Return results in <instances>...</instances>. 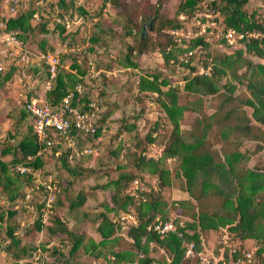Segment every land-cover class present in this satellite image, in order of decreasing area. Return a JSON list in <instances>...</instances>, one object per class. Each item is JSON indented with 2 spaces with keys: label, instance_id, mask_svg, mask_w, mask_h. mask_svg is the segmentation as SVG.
Masks as SVG:
<instances>
[{
  "label": "trees",
  "instance_id": "16d2710c",
  "mask_svg": "<svg viewBox=\"0 0 264 264\" xmlns=\"http://www.w3.org/2000/svg\"><path fill=\"white\" fill-rule=\"evenodd\" d=\"M201 2L202 0H183L179 3L174 17L179 13L194 15L195 9L200 6ZM247 2L248 0H210L209 5L214 10L215 20H219V24H221L219 19V17H221V21L225 28L232 27L238 30H260L264 33V10L260 14L256 11H248L246 9ZM72 3H74L72 0H58L57 4L64 10H67L65 7H70ZM111 4L116 6L117 0H111ZM49 6H51L50 3ZM159 7L160 3L156 1L144 6L146 10L142 12V6L136 5L134 10L131 11L130 16H128V23H124L123 33L125 31L126 35L131 36L138 31V45H136V48L139 53L148 50H158L160 56L163 57V65H168V61L173 59L174 63H179L182 67L193 69L188 63L182 64L178 62L177 55L183 51V48L177 45L174 38L168 32L171 28L181 26L179 21L174 17H163V15L160 14ZM81 10L82 9H80V11ZM32 11L33 10L30 8L6 20V27L18 30L19 37L20 39L23 38L21 39L23 42H25L24 38L34 29V26L30 23ZM138 12L141 15L144 13L143 18L148 19L152 27L151 29L159 33L161 40L153 42L146 34L143 38L140 36L141 24H138V21L141 17L139 16V19H134ZM40 20H44L42 24L45 27V22H47L46 19L40 15L38 23ZM59 29L62 33L63 29ZM100 32L105 34L107 30L105 32L104 30ZM104 36L106 37V35ZM132 37L133 36H131V38ZM98 40V34H92L91 41L96 42ZM207 42L208 41L202 36H197L190 39L188 42H183L185 50L192 49L195 51L192 58L198 56V52L204 53L208 57H197V59L201 61L203 66H206L210 58L211 64V71L208 75L196 74L189 76V74H184L183 89L189 93H196L199 96L213 94L217 92V86L213 81L214 74H221L227 76L224 83L221 84V87L224 93L227 94L226 99L229 100L231 99V91L235 88L231 79L235 78L238 81V79L244 77L247 81L246 89L248 92L247 98L241 103L242 106L240 107L244 112L233 115L235 123L226 126L231 128L234 133L239 132L247 138L257 140L259 139L258 136L263 138L264 61L256 63L249 59H245L241 57L242 51L238 49H235L230 54L222 53L220 56H209L210 53L206 51L208 48ZM46 44L44 40H41L37 47L39 50L45 51L47 50ZM241 44L245 47L246 52L253 53L261 59L264 58V38L261 40L242 41ZM48 50L50 51L51 47H49ZM133 53L134 51L131 49V51L124 55L126 61L122 65L123 67L132 68V70L136 69L135 63L130 60L131 54ZM237 62L240 64H236ZM254 63H256L254 65L256 66L255 71L251 69ZM93 64L95 65L94 62ZM242 64L245 65V71L243 74H237V71L235 69L233 70L232 66L236 65L235 67L238 68L241 67ZM71 66L77 68L75 64H71ZM94 67L96 68V65ZM12 71L13 69L11 67L10 70L4 72L0 76V82L4 83V81L10 80L12 78ZM79 73L80 74H74L68 71L64 72L58 68L52 88L43 94L45 101L50 102L52 105H56L67 88L72 87L77 82L83 85L84 70H79ZM135 73L137 75L136 90L138 92L149 95L152 93L158 94L156 96V101L160 102L161 108L172 126L171 139L163 145L161 154H159L156 159L145 158L141 156L140 153L146 149L150 142H154V139L151 138V134H147L145 140H143V146H140L139 143L137 144L136 147L138 151L132 154L131 162L127 163V161H125L119 166V172L114 177L106 180L101 186L102 188H110V203L108 205L103 204V210L97 214L96 219H98L99 222L95 230L100 236L99 241L94 242L92 239H88L87 244H83L82 246L84 252L92 256L93 259L97 260L101 258L108 264H116L121 260L127 261L129 256L138 259V264H152V259L148 256V247L151 242V244H153V249L157 247L163 249L168 257L166 264H195V259L184 257L183 241H194L195 248L200 249L202 248L200 239L201 234L223 227L227 232V237L237 241V243L233 244L235 246L234 252H229V249H224L222 252L215 255L216 264H219L221 259L228 260L242 256L243 252L247 249L243 247V241L246 239L252 240L253 244L257 245V249L252 256L250 264H264V159L256 160L251 167H237V161L242 154L236 151L235 147L222 152L221 159H216L208 150H200L201 146L204 144L205 131L209 125L205 126L204 130L199 134L193 131L186 134L180 133L179 121L182 118L181 113L185 108L177 103L175 89L171 87L169 80L165 77L159 79L160 76L157 73L141 74L138 71ZM165 85H167V87L162 89L161 86ZM159 97H165V99ZM90 99L95 98H90L84 94L80 99L74 98L72 104L84 110L87 109L85 103ZM238 108V105L230 107L229 111L224 113L220 118H217V121L220 119L226 120V118L230 117L231 112L236 111ZM246 109H249V111L247 112ZM100 113L101 108L95 120V135L99 133ZM26 117L30 120L29 115L21 110V118ZM155 123L156 124L153 126L154 130L158 127V122ZM29 125L30 132L17 143L20 157L16 158L14 152L12 153L13 157L10 160V164L0 161V185L3 190L8 191V189H11L10 185L20 180L21 177L26 178L28 183L30 182L31 178L29 175L21 176L11 171V167H13L15 163L24 162L26 156H33L40 146L32 134L31 122ZM259 130H261V135L256 133ZM72 134H74L78 141L82 138L81 134L76 130H73ZM54 150H56V147L52 146L51 152ZM11 152L9 147H5L2 150L3 154ZM66 153L67 151L59 158L61 165L67 173L74 175L75 173L83 171H92L90 168L82 171L81 168H75L76 166L74 165L70 166L69 161L65 159ZM48 155L50 156L51 154H47V156ZM83 156L86 155H82L81 158ZM50 157L52 158V156ZM122 157L123 155L121 158ZM167 157L172 158L171 161L176 160L177 166L180 168L179 171L174 166L173 169L170 170L168 165L171 161L170 163H166L165 160ZM44 158L45 157L42 156L34 157L25 164L33 168L44 167ZM126 167H131V170ZM178 172H180V176L183 177L184 190L195 202L191 203H194L193 205L197 208L195 211H191V220L185 218L184 228H180V231H184L185 228L192 230L191 234L184 233L180 237L175 232H170L164 236H158L154 233L147 232L145 226L151 222L155 216H159L162 220H166L169 217L167 212L168 203L165 202L160 191L163 187L170 185V177L178 176ZM146 175L150 177L156 176L158 179L157 189L145 192L147 197L146 201L136 202L129 196L127 189L130 182L135 178L146 182ZM64 188L66 189V184ZM61 191L59 189V192L55 194V204L58 206L74 208L80 207L84 202L85 192L79 191L75 195L74 200L64 204V196L61 194ZM59 195H61V199L58 197ZM207 196L218 199L213 209L205 207V205L208 204V200H205ZM8 198L13 200L14 195L8 193ZM203 201H207V203H203ZM193 205L191 204L192 207H194ZM120 211H134L138 220L136 226L130 227L126 232H119L117 226L112 222L111 216L117 215ZM13 213V211L9 210L6 212V216L11 217ZM108 213H111V215L108 216ZM53 214L54 215L51 214L49 217L51 225L46 227L47 231L50 233L49 237H55L56 240L59 241V245L52 246L49 250L50 254L57 253L62 257V264H68V260H71V264H73L75 262L73 259L74 253L82 245L81 240L83 238V233L74 232L69 229L65 222L57 217L58 214L55 212ZM2 218L3 214L0 211V221ZM35 224L37 230L41 229L42 226L39 220H36ZM121 233H124L129 239L130 247L114 251V245L116 241H118L117 236ZM7 236L9 238V243L20 251L13 253L14 257L17 259L26 256L27 252L25 247L23 244L20 245V240L18 236L14 234V230H12L11 227L7 228ZM66 241L69 242V249L68 252L65 253L67 255L65 258L63 244ZM139 251L142 252V258H137V253ZM57 259L58 258L54 257L51 264L57 263ZM12 264L16 263L14 262Z\"/></svg>",
  "mask_w": 264,
  "mask_h": 264
},
{
  "label": "rangeland",
  "instance_id": "374dc122",
  "mask_svg": "<svg viewBox=\"0 0 264 264\" xmlns=\"http://www.w3.org/2000/svg\"><path fill=\"white\" fill-rule=\"evenodd\" d=\"M27 1L28 6L32 7L33 4L29 3L31 0ZM156 1L160 3V14L163 17L173 18L179 3L183 0H117L116 6L111 4V0H79L78 3L75 2V5L72 3L70 7H65L82 18V23L76 25L74 31L68 34L65 45L66 35H63L58 27L48 28V25L46 26L47 22H45L44 27L42 24L44 20H40L38 23V21L31 19L30 23L34 26V29L24 38V41L31 45L33 51L38 49L37 46L41 40H44L46 43L48 42L46 44L47 50L51 47L50 51H55L59 54V70L80 74L79 70H85L86 68L87 59H91L95 63L96 68L100 70L99 75L95 79L85 77L83 79L84 94L90 98H95L101 108L98 126L99 133L97 135L99 139L96 144H92L96 151L82 158H75L71 163L69 162L70 166L74 165L76 166L75 168H81L82 171L88 168L92 169V171H83L73 173L74 175H72L66 172L61 165V161L56 162L49 155L44 158L45 166L43 167L42 176L52 175V179L56 182L60 191L62 188L61 194L64 196V204L74 200L75 195L79 191L85 192V199L80 207L65 208L58 206L54 201V212L58 214L57 217L65 222L69 229L74 232L83 233L82 245L74 253L73 259L75 262L73 264H95L92 256L84 253L82 246L83 244H87L88 239L99 241L98 233L95 230L98 220L96 219L97 214L103 210V204L108 205L110 203V188H102L101 186L106 180L114 177L119 172V166L125 161L127 163L131 162L132 154L138 151L137 144L139 143L140 146H143V140H145L147 134L150 133L151 138L154 139L153 146L147 145L146 147L147 152L151 153L161 154L163 145L171 139L172 126L167 120L160 102L156 101L158 94L152 93L149 95L138 92L136 90L137 75L135 72L138 71L141 74L157 73L160 76L159 79L165 77L169 80V84L175 89L177 103L185 108L181 113L182 118L179 121L180 133L186 134L193 131L199 134L204 130L205 126L209 125L205 131L204 144L200 150H208L216 159H221L218 153H222L232 147H237L238 143L236 140L239 139L241 141L245 140V142H242V145L238 146L240 149L245 147L249 149V152H252L255 148L257 151L260 148L262 149V151L253 154L250 163L264 159V135H262L263 138L258 136V140L243 138L239 132H235L234 134L233 130L226 126L235 123L233 115L244 112L240 108L242 106L241 103L244 102L248 95L246 89L247 81L244 77H241V80L238 79V81L235 78L231 79L235 88L231 91V99L229 100L226 99L227 94L224 93L221 87L227 76L221 74H214L213 81L217 86V92L203 96L189 93L183 89V78L184 74L188 75L187 72L192 68L188 69L174 62L163 65V57L160 56L158 50H148L139 53L136 48V45H138V31L134 35H131L133 36L132 38L126 35L125 31L123 33V26L128 23V16H130L131 11L134 10L136 5L142 6V12H144L146 10L144 6ZM246 5L248 11H256L260 14L262 10L259 11L257 8L264 6V0H248ZM79 7L82 9L81 11ZM139 12L134 19L141 17L138 24H141V26L143 24L148 25V19L143 18L144 13L141 15ZM48 14L50 15V13ZM178 15L174 17L176 20H180ZM193 18V15L186 14L185 19H182L181 22L186 26H191ZM219 19L221 25H224L221 17ZM99 30L102 32L103 30L104 32L107 30V33L103 34ZM94 33L99 36V40L96 42L91 41V36ZM146 35L153 42L161 40L159 33L153 29L149 30L147 26ZM204 39L208 41L206 51L210 53L209 56H220L222 53L230 54L235 49H238L242 51L241 57L245 59L256 63L264 61V58L261 59L253 53L246 52L245 47L241 43L229 47L223 42H216L210 35H207ZM75 46H82L83 50L79 54L68 51ZM131 49H133L134 53L131 54L130 60L135 63V70L122 66L126 61L124 55L131 51ZM197 55L199 58L208 57L200 52ZM197 62L198 64H202L198 59ZM256 63L251 67L254 71ZM71 64H75L77 68L72 67ZM236 64L240 63L237 62ZM235 66L233 65L232 69H235L237 74L244 73L245 65L242 64L238 68ZM39 75L35 74L34 77L36 78ZM34 84L33 81L31 85L33 86ZM16 86L17 83L8 85L7 81H4V83L0 82V161L7 164H10V160L13 157L12 153L15 152L16 158L20 157L17 143L30 132V120L27 117L21 118L22 109L14 101L17 99L18 94V91L15 89ZM166 87L167 85L161 86L162 89ZM161 99H165V97ZM235 105H238L239 108L231 112L230 117L226 118V120L220 119L217 121V118H220L224 113L229 111L230 107ZM246 111L248 112L249 109H246ZM155 122H158V127L154 130L153 126L156 124ZM260 132L261 130L256 133L261 135ZM230 136L232 139L227 138ZM85 143L91 144L93 141L89 137L79 139V144ZM5 147H9L12 152L3 154L2 150ZM122 155L123 157L121 158ZM168 166L170 170L173 169V166L178 171L180 170L176 160L171 161ZM126 168L131 170V167ZM31 181L30 179L28 183L26 178L21 177L20 180L10 185L11 189H8V191L3 190L0 185V211L3 214V218L0 221V264L14 263L16 257H14L13 253L20 252L19 249L9 243L7 236L8 227L14 230V234L20 240V245L23 244L26 252L32 250L37 240L42 239L44 243L50 238V233L46 227L51 225L50 218L48 225L37 230L35 212H30L25 207L26 202L23 200V194L29 186H32L34 183L36 184L35 181ZM145 181H143L146 187L145 192L157 189L158 179L156 176H146ZM65 184L66 189L64 188ZM160 192L165 202L168 203L167 212L169 217H173L175 218L174 220L178 221L180 218L186 220L185 218L188 216L187 219L191 220V211H195L197 208L193 205L195 202L184 190V180L180 176V172H178V176H171L170 185L163 187ZM8 193L14 195L13 200L8 198ZM58 197L61 199V195ZM205 200H208V204L205 205L208 209H213L214 205L218 202L217 198L210 196H207ZM203 203H207V201H203ZM9 210L14 212L11 217L6 216V212ZM37 231H39L41 236L37 235ZM224 233L225 229L223 227L208 231L204 234V246L210 250L214 249L215 254L222 252L224 249L228 250L237 241L226 238L223 236ZM117 238L119 246H122V248L130 247L129 239L124 233L118 234ZM251 243L246 241V243H243V247L250 248ZM63 247L64 257L66 258L67 255L65 253L68 252L69 242L66 241ZM219 248L220 251L218 250ZM49 250L46 253L50 259V264L54 260V257L58 258L55 264H62V257L57 253L50 254ZM132 260L131 256L127 259L129 262ZM68 264H71V260H68ZM96 264H106V262L101 259Z\"/></svg>",
  "mask_w": 264,
  "mask_h": 264
},
{
  "label": "built area",
  "instance_id": "2783aa9c",
  "mask_svg": "<svg viewBox=\"0 0 264 264\" xmlns=\"http://www.w3.org/2000/svg\"><path fill=\"white\" fill-rule=\"evenodd\" d=\"M72 1L75 5V2L78 3L79 0ZM209 1L202 0L198 7L199 9H195L191 26H186L181 22L186 15L180 13L178 15L180 20L178 21L181 26L171 28L168 31L177 45L183 48V51L177 55L178 62L182 64L188 63L189 66L193 67L192 70L187 72L189 76L196 74L208 75L211 71L210 58L206 66L198 64V56L192 58L195 51L192 49L185 50L183 42H188L197 36L206 38L207 35H210L216 42H223L226 46L232 47L242 43V41L261 40L264 38V33L260 30H238L232 27L225 28L219 24V21L214 18V10L210 7ZM29 3H32L33 6H28L27 0H6L4 12L0 15V76L12 67V79L7 81V84L13 85L17 83V86H19V90L16 86L18 94L17 99L14 98V101L29 115L32 134L40 144L33 156H26L24 162L15 163L11 167V171L21 176L29 175L31 180L36 182L32 186L28 185L29 187L23 194V200L26 202V209L30 212H35L36 220H39L43 227L49 224V217L54 213L55 194L59 192V187L52 179V175L42 176L43 166L33 168L25 163L31 161L34 157H45L47 154H51L50 156H52L54 161L59 162V157L66 151L65 159L69 162L82 155L94 153L96 149L92 144H96L99 139L95 135V120L100 112V107L96 99H90L86 102L85 106L87 109L84 110L72 104L74 98L80 99L84 96V86L79 82L67 88L56 105H52L50 102L45 101L43 97H40L39 94L43 96L52 88L60 66L59 54L49 50L42 51L37 49L33 51L31 45L20 39L18 30L6 27V20L19 12H24L31 8L33 10L31 13L32 20L38 21L39 16L42 15L46 19L48 27L51 29L56 27L63 29L62 34L66 35L65 45L68 34L74 31L76 25L82 23V18L58 6V0H31ZM49 3L51 6H49ZM82 50V46H75L68 51L79 54ZM32 62H36L38 66L42 67V73L37 78L34 77V73L30 69ZM173 62V59L169 60V64ZM94 66L93 61L87 59L83 77L95 79L99 75L100 70ZM35 80L37 84L35 87L36 91H34L33 96L28 97L24 91L27 89L28 84ZM73 130L78 131L82 138L89 137L93 143L79 144L77 138L72 134ZM52 146L56 147L53 152H51ZM150 146H153V144ZM140 155L154 159L159 156V154L147 152V150L142 151ZM171 160L172 158L167 157L165 161L170 162ZM146 176L148 177V175ZM127 191L129 196L136 202H144L147 199L144 193L146 187L143 181L137 178L130 182ZM174 219L173 217H168L166 220H162L159 216H155L145 226V230L158 236H164L170 232H175L180 237L184 233L191 234L188 228L180 231V228H184L183 219L180 218L178 221ZM111 220L117 226L119 232H126L130 227L136 226L138 222L134 211H120L117 215L111 216ZM38 235L41 236L40 233ZM58 245L59 241L55 237L47 239L44 243L42 239H39L33 245L32 250L27 252L26 256L14 259V262L16 264H50V259L46 252L52 246ZM183 248L184 257L195 259V264H216L215 256L209 254L204 248L196 249L194 241H183ZM256 249L257 245L254 244L247 248L242 256L228 260L221 259L219 264H250ZM234 250L235 246L231 245L229 252H234ZM141 257V253L137 254V258ZM129 264H138V259Z\"/></svg>",
  "mask_w": 264,
  "mask_h": 264
},
{
  "label": "crops",
  "instance_id": "0c3cea01",
  "mask_svg": "<svg viewBox=\"0 0 264 264\" xmlns=\"http://www.w3.org/2000/svg\"><path fill=\"white\" fill-rule=\"evenodd\" d=\"M5 5H6V0H0V15L2 14V12H4V9H5ZM246 7H247V5H246ZM257 9H259V11H263L264 10V6H262V8H257ZM48 43V42H47ZM30 69H31V71L34 73V76H35V74L36 75H41V73H42V67L39 65L38 66V64L35 62V63H33L32 62V64H31V67H30ZM10 70V69H9ZM12 73H13V71H12ZM12 73H11V77H12ZM73 73V72H72ZM39 75V76H40ZM39 76H37V77H39ZM36 77V78H37ZM12 79V78H11ZM7 81H9V80H7ZM32 83V82H31ZM31 83H29L28 84V86H27V89L24 91V93H25V95H27L28 97H30V96H33V92L34 91H36L35 90V87H36V80L34 81V85L32 86L31 85ZM16 89V88H15ZM18 89V88H17ZM16 89V90H17ZM19 90V89H18ZM17 90V91H18ZM40 95V97H43L41 94H39ZM44 98V97H43ZM234 133V132H233ZM235 134V133H234ZM239 134V133H238ZM241 136L243 137V138H247L246 136H244L243 134H241ZM227 138H229V139H232V137L230 136V137H227ZM236 142L238 143V145H237V147H235L236 148V151H238V152H240L242 155L239 157V160L237 161V167H251L253 164H254V162L253 163H250V161L252 160V158H253V154H255L256 152H260V151H262V149L260 148V150L259 151H257V150H253L252 152H249L248 150L249 149H247V148H238V146H240V144L242 145V142H245V140H236ZM151 144H154L153 142H150L148 145H151ZM264 147V146H263ZM264 149V148H263ZM145 150H147V148L145 149ZM218 156H220L221 158H222V153L220 152V153H218ZM111 215V213H108V216H110ZM187 219V218H186ZM188 220V219H187ZM98 222H99V220H97V222H96V226H97V224H98ZM190 232H192V230H190V229H188ZM208 232V231H207ZM207 232H205V233H207ZM205 233H203V234H201V236H200V239H201V244H202V248H204L209 254H211V255H213V256H215V255H217V254H215V250L213 251V250H210V249H207L204 245H205ZM39 234V231H37V235ZM226 234H227V232L225 231V233H224V235L223 236H225L226 238H228L227 236H226ZM41 235V234H40ZM98 237H99V239H100V236H99V234H98ZM94 242H98V240L96 241V240H94V239H92ZM246 241H249V242H252V240H250V239H246V240H244L243 241V243H246ZM117 242L118 241H116V243H115V245H114V248H113V250L114 251H118V250H122V249H126V248H122V246H119L118 244H117ZM207 242V241H206ZM209 242V241H208ZM151 243V242H150ZM254 244H253V242L251 243V246H253ZM250 246V247H251ZM222 247V246H221ZM249 248V247H248ZM148 256L152 259V264H166L167 263V260H168V257L166 256V254L164 253V251H163V249L162 248H160V247H157V249H153V244H150L149 245V247H148ZM219 251H220V248L218 249ZM83 251H84V249H83ZM84 253H86V252H84ZM139 253H141L142 254V252L141 251H139L137 254H139ZM142 258V257H141ZM93 259V258H92ZM99 260H101V258L100 259H97V260H95V259H93V261L95 262V264H96V262L97 261H99ZM134 260H136V259H134L133 258V260L131 261V262H133ZM105 262V261H104ZM131 262H129V261H124V260H121V261H119L118 263H116V264H129V263H131ZM107 264V263H106Z\"/></svg>",
  "mask_w": 264,
  "mask_h": 264
},
{
  "label": "water",
  "instance_id": "95a60500",
  "mask_svg": "<svg viewBox=\"0 0 264 264\" xmlns=\"http://www.w3.org/2000/svg\"><path fill=\"white\" fill-rule=\"evenodd\" d=\"M146 26H147V28L149 29V30H151V24L149 23L148 25H146V24H143L142 26H141V30H140V36L143 38V37H145V34H146Z\"/></svg>",
  "mask_w": 264,
  "mask_h": 264
}]
</instances>
